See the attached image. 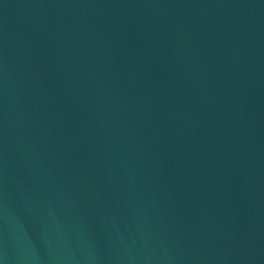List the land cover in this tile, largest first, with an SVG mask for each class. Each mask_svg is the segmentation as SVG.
<instances>
[{"label":"water","instance_id":"95a60500","mask_svg":"<svg viewBox=\"0 0 264 264\" xmlns=\"http://www.w3.org/2000/svg\"><path fill=\"white\" fill-rule=\"evenodd\" d=\"M0 264H264V0H0Z\"/></svg>","mask_w":264,"mask_h":264}]
</instances>
